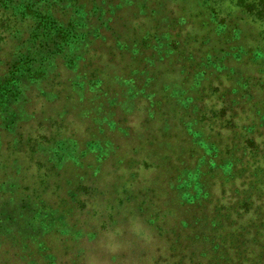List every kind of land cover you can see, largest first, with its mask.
I'll return each mask as SVG.
<instances>
[{"label": "trees", "instance_id": "1", "mask_svg": "<svg viewBox=\"0 0 264 264\" xmlns=\"http://www.w3.org/2000/svg\"><path fill=\"white\" fill-rule=\"evenodd\" d=\"M232 4L214 6L211 0H0V40L26 27L27 38H16L15 44L18 50L29 51L12 58L6 71L0 72V157L12 161L26 157L24 170L30 173L28 182L29 177L18 169L20 176L0 180V200L6 199L10 210L16 211L5 217L0 214V236L9 233V242L0 241V264L17 261L14 255L22 249V239H30L23 229L35 227L41 208L53 213L50 235L64 237L57 239L64 256L73 254L68 264H84L83 244L89 238L84 226L111 206L97 205L88 215L90 220L79 215L77 208L82 203L85 206V193L88 199L107 193L92 184L100 175L111 174L103 164L112 154L113 180L118 181L113 184V242L128 246L132 264H264V139L259 138V119L248 106L247 122L233 116L246 104L256 105L248 100L254 96L255 84L245 76L230 86L231 75L225 72L229 60L241 63L246 59L264 74V0H234ZM235 11L241 13L239 19H249L240 30L235 27L240 22H232L237 18ZM250 24L258 31L257 44L245 39ZM224 39L241 41L237 54L226 48ZM49 40H53L52 48L36 52ZM248 51L252 55L247 56ZM60 57L63 70L76 64L83 71L64 81L54 82L52 77L51 82L48 73ZM108 58L113 67L107 68ZM221 65L224 68L218 70ZM42 82L49 86L53 99L64 101L57 108L47 104L51 101L47 92L34 94L33 100L41 102L36 104L40 113L54 107L56 114L46 118L42 114L43 120L36 124L24 120L29 129L22 131L18 118L34 111L18 113L11 107L24 101L26 84ZM134 89L141 92L136 94ZM231 92L240 97L235 109ZM184 94L187 97L182 98ZM176 95H181L179 100ZM80 102L92 106L81 112L84 118L95 109V116H113L110 125L103 121L95 132L89 119L93 128L90 123L64 122L72 104ZM191 118L204 128L197 132L202 138L196 141L188 136L195 132L194 126L185 127ZM108 127L113 130V153H96L87 146L80 149L79 161L91 157L103 172L83 171V175L66 179L61 166L75 155L64 140L74 138L83 146L98 133L96 138L109 141ZM66 129L75 137L61 133ZM10 132L14 137H9ZM31 133L42 135L35 139ZM235 137L245 139L241 143ZM207 149L213 150V157L204 152ZM41 152L46 157L43 160ZM191 173L194 178L185 179ZM191 184L197 190L191 191ZM162 197L167 206L160 209L156 201ZM145 200L149 208L154 205V215L140 207ZM24 208L28 209L20 211ZM138 218L152 228L150 235L156 239H143L144 230L127 227L129 222L139 226ZM17 223L21 225L13 226ZM51 256L53 264L62 263L64 256L54 252Z\"/></svg>", "mask_w": 264, "mask_h": 264}, {"label": "rangeland", "instance_id": "2", "mask_svg": "<svg viewBox=\"0 0 264 264\" xmlns=\"http://www.w3.org/2000/svg\"><path fill=\"white\" fill-rule=\"evenodd\" d=\"M213 2V5L217 6L218 4L221 5L222 7H232L233 4L232 2L234 0H211ZM231 11V10H230ZM222 12V11H221ZM232 12V11H231ZM225 13V12H224ZM226 14V13H225ZM241 13L239 11H235V15L237 18L232 19V22H240L239 23V27H237L235 25L236 28H238L240 30V28L242 29L243 27L246 26V24H248L247 22L249 21V19H239V15ZM77 15L73 14V16ZM96 24V23H95ZM97 25V24H96ZM104 26V25H102ZM263 25H261V27H263ZM14 35H8L6 38H4L3 40H0V72L6 71V69L9 67V64L11 62L12 58H15L16 56H21L24 54H27L29 51L27 49H25L24 47H19V50L17 49L18 44L16 43V38L17 39H26L27 38V28L26 27H19V32L15 33L13 32ZM2 37V36H0ZM210 39L212 41L215 42L216 37L212 36V33L209 35ZM3 38V37H2ZM249 38V40H253L254 43L257 44V40L259 39L258 36V31H256L255 25H249L247 27V35H246V40ZM223 37H219V42H222ZM225 40V39H224ZM237 39H234L233 41L229 40L227 43L225 42L226 48L231 52L237 54L239 49H238V45L241 42H237ZM211 43V41H210ZM27 44V42H26ZM53 44V40H49L48 42L45 43L44 48L43 47H38V49L36 50V52H41V51H45L47 48H52ZM36 47V45H35ZM250 48H254V47H250ZM44 49V50H43ZM249 55H252V53H250V51H248L247 53ZM58 56V55H57ZM56 56V57H57ZM113 56V55H112ZM242 56V55H240ZM246 56V55H244ZM61 57L56 59L55 61V65L54 67L51 68V71L48 73V77L50 78V81L52 82V77L54 79V82H57L58 80H67L72 78L73 74L78 73V72H82L83 70H78L79 66H77L76 64H72L70 65L72 69H68V70H63L62 65L60 63ZM108 61V62H107ZM106 61V66L108 67H113V60H109V58ZM238 61H235V59H231L226 63V70L225 72L230 73L231 77L229 78V80L227 81V84L230 86H234V82L235 80H242L245 76H249V80L254 83L255 85L252 86V89L255 90L253 92V97L248 99L249 101H251L252 103H256V105L251 106V105H244L240 108H238L236 111V115L233 114V116H235V118H238L240 120V122H247V118H245V115L247 114V110L250 108L251 113H253L254 116H257L259 120H257V122L259 123L258 126V133H259V138L264 139V86L261 87V83L262 81L264 82V74L260 73L261 71H257L256 69L252 68V66H250L248 64V60H243L241 63H238ZM237 64V66H235ZM234 65V66H233ZM224 68V65L218 68V70H221ZM74 69V70H73ZM255 73H252L253 71H255ZM107 72H110L111 74H113L111 72V70H108ZM82 73H80L79 75H81ZM256 75H261V79L258 80L257 78H252L253 76ZM113 75H111L109 77V79L111 80V78ZM64 79V80H63ZM26 84L24 87L25 93L23 94L24 96V101L20 102L18 105L12 106L11 110H15L16 112L18 111H22L24 114H28L30 111H34V114L32 115H25L23 118H18V120H22L21 122L23 123V127H19L21 128V130L27 132L28 131V127H25V123L24 120H32L33 124H36V121H40L43 120V115L45 116V118L49 115H53L56 114V109H52L54 107H52L49 110H45L43 113H40V110L38 109V107H36V104H39L41 102H36L33 100V96L36 93L39 92H47V95L49 94V97H51V101H48V105L49 104H56L57 108H58V103L62 104L64 101V98H60V99H53V95H51L49 93V86H47V84L45 82L40 83H33V85H29ZM113 84H111L112 86ZM239 85V83H238ZM28 86V87H27ZM133 88V87H132ZM106 89V88H105ZM231 89V88H230ZM134 92L140 93L141 89H139L138 91ZM239 92V90H238ZM133 91H131L130 94H132ZM244 94H246V92H244ZM43 96V95H42ZM63 96V94H62ZM179 96L181 95H176L177 100H179ZM187 97L185 94L182 95V98ZM239 93L236 94L235 92H231V96L229 97V99L234 101L232 103H235V106H233V108H237L239 102L237 101L239 99ZM74 100H77L75 98H72ZM183 100V99H181ZM78 101V100H77ZM180 102V101H179ZM207 102L209 103L210 100H207ZM230 102V101H229ZM88 103V102H87ZM84 103L80 102L79 104L74 103L72 104V110L68 113L65 114V120L64 122H70V121H75L76 123H79V125H84V123H90L87 121V119L93 121V123L95 124V129L93 131L96 132V125L101 123V122H108L109 125L112 122V115L106 113L104 110L102 112H105L106 114H108L105 118L99 117V116H95L96 114V110L93 109L91 112L92 114H86L85 116H87V118H84V116L81 114V112H83L86 109L91 110L92 106L90 103ZM45 106V105H44ZM248 106V109H247ZM244 109V111H243ZM258 109V111H257ZM231 111V109H229L227 111V117L229 116V112ZM58 112V111H57ZM62 112V111H61ZM19 113V112H18ZM43 114V115H42ZM80 114L81 116H83V118H80ZM100 115H103L100 111H99ZM94 115V116H93ZM13 118L15 117V115H12ZM111 117V118H110ZM70 124V123H69ZM189 124H191V126H194V133H188L191 138H193V140H198L199 138H202L197 132L202 131V129L204 130L203 127H201L200 124H196L194 123L193 119H189L188 124H185L189 126ZM216 124H218V120L215 122V125H213L214 128H216ZM17 126V125H16ZM91 128H93V125L90 123ZM33 127V126H32ZM77 127L76 125H73V128ZM19 128L14 129V131H18ZM249 130V127H246ZM244 128L240 129L241 131ZM33 130V128H32ZM39 130H43L42 128H39ZM252 129L249 130V132H251ZM7 131V130H4ZM108 133H106L107 138L109 141H107V139H101V137L99 136L97 137V134H93L91 135L95 140L92 142H88V143H78L74 138H70L67 137V140L65 139L64 141L67 142L66 145L70 146L73 149V154L75 155V157L72 158V160L66 162L65 164H62V168L60 169L63 170V174L66 176V179L71 178V176H78V175H83V171H87L89 172L90 170L96 171L97 169H100L103 172V169H107L109 171L108 176H104L103 174L100 175V177H95L96 182H94V184H92V186H97V188H103L105 189V191L107 192L104 196H96L95 199L90 198L88 199V192L85 193L84 195H82V199L85 200V206L81 204L80 208H77V211L79 213V215L84 216L85 219L88 218V215L92 212L93 209H95L97 207V205L103 206L104 204H109L111 206V208H108L106 212L103 213V215H101L99 217V219H92V218H88L90 221H88V223L86 224V226H84V229L88 230L86 231L87 233H89V238H85V244H83V246H85V250H86V254L84 257V259H82V262L84 264H132L133 259L130 253V249L128 248L127 245L124 244H120L119 242L114 243L113 241V236H112V232H113V217H115V215L113 216V184L117 185V179L113 180V154L111 155V158H108L107 161L104 162L103 164V169L101 167L100 164L96 163L93 161V159L91 157H88L86 159H84L82 162L79 161L80 155H82L80 153V149L84 146H87L88 148H92L96 153L100 152L102 153L104 151V153L106 154H111L113 153V144L111 143V140H113V130L110 131V127H108ZM11 133L14 132H10L9 133V137L11 135ZM36 133V132H35ZM45 132H43L44 134ZM61 133L67 134V135H73V137H75V134L66 130H61ZM42 135V134H41ZM41 135L38 134H32L31 136L32 138L38 139ZM1 138H3V135L0 134ZM13 136V135H11ZM14 137V136H13ZM238 138L241 143L244 141L245 138H239V137H235L234 141H236L235 139ZM239 142V141H238ZM131 143V142H130ZM135 144H137L136 141H134ZM33 144V143H31ZM133 144V143H132ZM76 145V146H75ZM134 145V144H133ZM39 148H41V144L38 145ZM201 148L206 149L205 147ZM208 148V146H207ZM207 155H210L213 157V150L211 149H207V151H204ZM204 152L200 153V158L202 157V154H204ZM39 157V156H38ZM45 154L44 152H41L40 154V159L43 160L45 159ZM1 159H2V163H1ZM27 158L23 156L19 157V159L17 161H12L9 160V158L4 159L2 157H0V180L2 179H7L10 177H18L20 176L19 174H16V170L18 169L21 173H25L26 176H28L29 178L27 179V182L30 180V173L27 170H24V166L25 164H27ZM73 161V162H72ZM225 161V160H223ZM225 163V162H224ZM112 164V165H111ZM8 165L12 167V169L9 171L8 170ZM77 167V168H76ZM5 170H7L5 172ZM41 173H43V170H40ZM31 172V171H30ZM47 175H49L50 177V173L46 172ZM46 174L43 175L44 178H46ZM185 174V173H183ZM85 175V173H84ZM147 178V177H145ZM194 178L192 177V173L185 179H191ZM18 179V178H17ZM37 179V178H36ZM19 180V179H18ZM22 179L20 178V181ZM192 181V180H191ZM32 183V182H31ZM97 184V185H96ZM192 187L191 191H195L197 190V186H193V184H191ZM94 193H91L90 197H92ZM118 193H115L114 196L117 197ZM76 196H73V200L75 199ZM139 200L142 199V195L139 196ZM147 198V196L145 197ZM51 199V198H50ZM137 200V202H141ZM158 202V203H157ZM33 204V203H32ZM35 204V203H34ZM75 205V204H74ZM149 203L147 200L142 201V203L140 204V207L143 208V211L147 214V215H154V205L152 207H148ZM38 206V205H37ZM64 206H66V204H64ZM167 206V201H165L164 197L158 199L156 201V207H159L161 209V207H165ZM11 208L8 206L7 200L6 199H1L0 200V214L1 216L5 217V215H15L16 211L10 210ZM28 208H24L23 210L20 211H26ZM41 213H40V220L36 221V225L35 227L30 226V230L31 231H26V229H23L24 234L26 237H30L29 241L28 239H26L27 241L25 242L22 239V243L20 245V248H22L21 250L17 251V256L16 254L15 259H17V261L14 260H8L7 264H53V262L55 261V258L53 256H51V254H54L56 256H64V251H63V245H58L57 239H64V237H60L54 234L50 233L51 228H52V214L49 212V210L45 209V208H41ZM55 210V209H54ZM57 211H60L59 209H56ZM83 222V221H82ZM137 222L139 224L138 225H133L131 224V222L127 223L128 226H134L138 229L144 230V233L146 232V236L143 237V239H156L157 237L154 235H150L152 233V228H150L149 226H145L146 223L143 219L138 218ZM4 223H6L4 221ZM21 225V224H20ZM17 224H14L13 226H20ZM46 225V226H44ZM148 225V224H147ZM99 226V227H98ZM100 226H103V229L97 234H94L95 230H99ZM82 227V226H81ZM133 227V228H134ZM135 230V228H134ZM136 231V230H135ZM2 236H0V241L3 242L6 240V242H9V233L6 232H1ZM54 235V236H52ZM62 236V235H61ZM115 239V238H114ZM75 247V245L73 246ZM8 251L10 250L9 247ZM39 248V249H38ZM50 250V252H49ZM15 253V252H14ZM50 257H49V256ZM68 255V256H67ZM66 256L61 257L63 258L61 261V264H68L69 259L68 258H72L73 254L72 252H69ZM33 260V262L31 263L30 261ZM60 261V260H59ZM65 262V263H64Z\"/></svg>", "mask_w": 264, "mask_h": 264}]
</instances>
